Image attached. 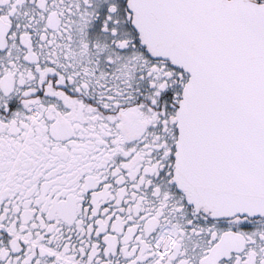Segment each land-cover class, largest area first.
<instances>
[{
    "label": "snow or ice",
    "instance_id": "snow-or-ice-1",
    "mask_svg": "<svg viewBox=\"0 0 264 264\" xmlns=\"http://www.w3.org/2000/svg\"><path fill=\"white\" fill-rule=\"evenodd\" d=\"M0 264H264V0H0Z\"/></svg>",
    "mask_w": 264,
    "mask_h": 264
}]
</instances>
